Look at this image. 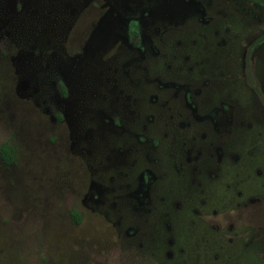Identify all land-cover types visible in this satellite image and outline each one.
Returning <instances> with one entry per match:
<instances>
[{
    "label": "rangeland",
    "instance_id": "rangeland-1",
    "mask_svg": "<svg viewBox=\"0 0 264 264\" xmlns=\"http://www.w3.org/2000/svg\"><path fill=\"white\" fill-rule=\"evenodd\" d=\"M231 10L264 26V0H0V264H264V32Z\"/></svg>",
    "mask_w": 264,
    "mask_h": 264
},
{
    "label": "flooded vegetation",
    "instance_id": "flooded-vegetation-1",
    "mask_svg": "<svg viewBox=\"0 0 264 264\" xmlns=\"http://www.w3.org/2000/svg\"><path fill=\"white\" fill-rule=\"evenodd\" d=\"M246 1H253L255 2L256 0H246ZM258 6H261V4H257ZM230 16H234L233 18L235 19V22H237V24L240 25V28L238 29L237 32V37L239 38L240 44L242 43V41L244 39H248L251 35H255V37L257 36L258 32L261 33L264 32V26L262 23H253L254 21H252L251 19L245 18V15H235L234 10L230 11ZM234 14V15H233ZM125 31H126V43L128 44L129 47L133 48V49H137V50H142L143 46H142V39H141V32L138 28V21L133 20V19H128L127 23H125ZM259 35V36H260ZM263 45V43H258L255 44L254 47H251V55L253 52H255L257 50V48H261ZM259 52L258 50L256 51V53ZM255 53V54H256ZM261 63L263 64L262 59L260 58ZM260 62H257L256 60L254 61L253 67L255 69H258V67L260 66ZM60 92H61V97H65L66 92H65V87L64 85L61 83L60 86ZM77 213V212H75ZM78 214V213H77ZM71 216V213H70ZM79 216V214H78ZM72 219V218H71ZM80 221V218H79Z\"/></svg>",
    "mask_w": 264,
    "mask_h": 264
},
{
    "label": "trees",
    "instance_id": "trees-1",
    "mask_svg": "<svg viewBox=\"0 0 264 264\" xmlns=\"http://www.w3.org/2000/svg\"><path fill=\"white\" fill-rule=\"evenodd\" d=\"M0 160L2 164L8 166L13 162V148L8 144L0 145ZM72 221L75 224H79V216L75 212H71Z\"/></svg>",
    "mask_w": 264,
    "mask_h": 264
}]
</instances>
